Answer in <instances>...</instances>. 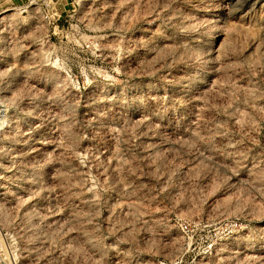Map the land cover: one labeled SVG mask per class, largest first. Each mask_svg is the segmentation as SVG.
Instances as JSON below:
<instances>
[{"label":"rangeland","instance_id":"374dc122","mask_svg":"<svg viewBox=\"0 0 264 264\" xmlns=\"http://www.w3.org/2000/svg\"><path fill=\"white\" fill-rule=\"evenodd\" d=\"M0 264H264V0H0Z\"/></svg>","mask_w":264,"mask_h":264}]
</instances>
